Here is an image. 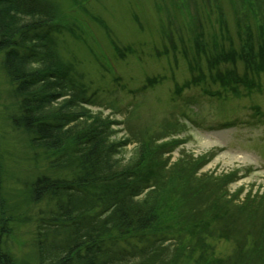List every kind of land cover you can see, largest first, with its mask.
Masks as SVG:
<instances>
[{
	"label": "rangeland",
	"instance_id": "1",
	"mask_svg": "<svg viewBox=\"0 0 264 264\" xmlns=\"http://www.w3.org/2000/svg\"><path fill=\"white\" fill-rule=\"evenodd\" d=\"M45 1L57 12L52 28H64L55 33V53L71 67L68 83L85 92L80 111L107 124L114 168L157 174V224L171 236L182 234L180 242L170 238L180 250L173 264H264V213L235 215L245 224L243 242L232 230L231 240L204 232L212 206L195 215L222 197L246 202L253 212L250 202L264 204V73L255 76L243 60L264 54V0ZM233 51L244 58L212 67ZM1 57L0 252L10 264H39L41 220L54 205L34 202L32 185L40 177L72 175L52 166L55 154L32 145L15 125L20 100ZM236 76L258 85L240 87L238 95L232 92L237 85L228 83ZM149 79L156 84L147 85ZM93 190L91 196H103V189ZM106 245L117 251L123 243ZM202 250L206 257L197 261Z\"/></svg>",
	"mask_w": 264,
	"mask_h": 264
},
{
	"label": "trees",
	"instance_id": "2",
	"mask_svg": "<svg viewBox=\"0 0 264 264\" xmlns=\"http://www.w3.org/2000/svg\"><path fill=\"white\" fill-rule=\"evenodd\" d=\"M56 14L53 5L45 0H0L1 66L20 100L15 125L28 134L32 145L55 154L52 166L68 168L72 175L70 179L40 177L32 185L34 202L46 199L54 205L38 230L44 236L38 247L39 264H173L180 250L172 240L180 242L182 234L171 236L157 224L159 202L153 186L157 174L143 175L138 171L140 166L114 168L115 149L107 139V124L100 119L91 120L80 111L87 102V98L84 102L82 98L85 92L68 83L71 67L55 53V33L59 30L53 29L52 24ZM242 54L233 51L216 57L212 67L222 62L236 63L244 58ZM261 54L258 61L243 59L246 68L264 69ZM59 108L63 110L60 112ZM219 181L214 183L219 185ZM92 189L94 195L96 189L100 193L103 189V196H91ZM149 189L152 190L144 194ZM220 201L195 213L204 216L213 207L215 213L201 228L210 238L222 236L231 240L236 233L245 241V224L239 223L235 215H261L263 202H250L256 209L253 212L246 202L233 204L225 202L224 197ZM97 208L100 212L95 211ZM90 213L88 218L86 214ZM202 233L195 236L202 237ZM47 235L50 243L45 244ZM112 239L123 243L117 251L106 245ZM129 239H136L138 245L126 246ZM204 254L202 250L197 261H203ZM8 259L0 252V264H10Z\"/></svg>",
	"mask_w": 264,
	"mask_h": 264
}]
</instances>
